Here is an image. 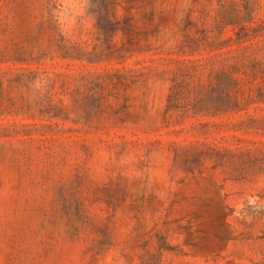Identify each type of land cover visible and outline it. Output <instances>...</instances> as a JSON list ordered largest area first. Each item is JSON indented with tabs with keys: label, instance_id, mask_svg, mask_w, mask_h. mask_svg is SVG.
I'll list each match as a JSON object with an SVG mask.
<instances>
[{
	"label": "rangeland",
	"instance_id": "rangeland-1",
	"mask_svg": "<svg viewBox=\"0 0 264 264\" xmlns=\"http://www.w3.org/2000/svg\"><path fill=\"white\" fill-rule=\"evenodd\" d=\"M0 264H264V0H0Z\"/></svg>",
	"mask_w": 264,
	"mask_h": 264
}]
</instances>
